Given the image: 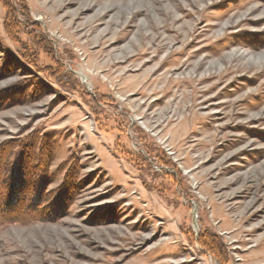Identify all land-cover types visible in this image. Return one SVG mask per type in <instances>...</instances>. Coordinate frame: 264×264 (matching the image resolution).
Segmentation results:
<instances>
[{
    "label": "rangeland",
    "instance_id": "1",
    "mask_svg": "<svg viewBox=\"0 0 264 264\" xmlns=\"http://www.w3.org/2000/svg\"><path fill=\"white\" fill-rule=\"evenodd\" d=\"M250 5L0 0V264H264Z\"/></svg>",
    "mask_w": 264,
    "mask_h": 264
},
{
    "label": "trees",
    "instance_id": "2",
    "mask_svg": "<svg viewBox=\"0 0 264 264\" xmlns=\"http://www.w3.org/2000/svg\"><path fill=\"white\" fill-rule=\"evenodd\" d=\"M2 169H1V167H0V186H1V181H3L2 180V178H1V174H2ZM9 199V201L8 202H5L6 203V205H5V207H3L4 205V203L3 204H1V202H0V211H2V210H4L5 211V215L4 216H9L10 215V212L12 213L9 217H10V219H12V220H17V218H19V219H22V218H20L21 216H19V214L18 213H20V211H21V209L20 208H22V206H23V203L19 200V199H17V198H14V197H9L8 198ZM24 208V207H23ZM3 216H1V218H2ZM2 219H4V220H9V218H2ZM2 219H0V220H2ZM205 238V237H204ZM215 243V242H214ZM217 245H216V243H215V246H214V248L216 247Z\"/></svg>",
    "mask_w": 264,
    "mask_h": 264
},
{
    "label": "bare ground",
    "instance_id": "3",
    "mask_svg": "<svg viewBox=\"0 0 264 264\" xmlns=\"http://www.w3.org/2000/svg\"><path fill=\"white\" fill-rule=\"evenodd\" d=\"M238 8H240V6ZM260 8H262V7H259L257 5H250L248 7L242 6L240 8V11L239 12L234 13V17H239V20H238V22L236 24H242V23L258 24L261 20H264V19H260V18L253 19V18H248V16H250L251 14H253V12L258 11ZM262 11H264V8H262ZM248 12H250V13L247 14ZM79 76L81 77V79L84 82H86L87 84H89L87 82L86 76H84L82 74H79Z\"/></svg>",
    "mask_w": 264,
    "mask_h": 264
}]
</instances>
